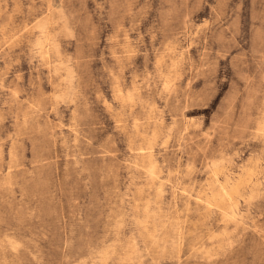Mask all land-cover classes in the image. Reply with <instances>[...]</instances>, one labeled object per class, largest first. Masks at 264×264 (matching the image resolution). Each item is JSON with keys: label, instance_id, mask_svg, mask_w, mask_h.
Here are the masks:
<instances>
[{"label": "rangeland", "instance_id": "374dc122", "mask_svg": "<svg viewBox=\"0 0 264 264\" xmlns=\"http://www.w3.org/2000/svg\"><path fill=\"white\" fill-rule=\"evenodd\" d=\"M0 264H264V0H0Z\"/></svg>", "mask_w": 264, "mask_h": 264}, {"label": "bare ground", "instance_id": "6f19581e", "mask_svg": "<svg viewBox=\"0 0 264 264\" xmlns=\"http://www.w3.org/2000/svg\"><path fill=\"white\" fill-rule=\"evenodd\" d=\"M233 195V194H232Z\"/></svg>", "mask_w": 264, "mask_h": 264}]
</instances>
